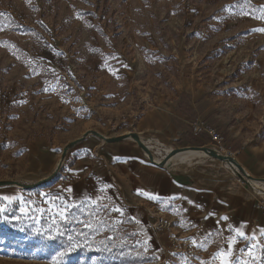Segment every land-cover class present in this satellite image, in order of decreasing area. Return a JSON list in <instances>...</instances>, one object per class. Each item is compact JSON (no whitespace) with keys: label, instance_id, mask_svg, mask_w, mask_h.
I'll use <instances>...</instances> for the list:
<instances>
[{"label":"rangeland","instance_id":"rangeland-1","mask_svg":"<svg viewBox=\"0 0 264 264\" xmlns=\"http://www.w3.org/2000/svg\"><path fill=\"white\" fill-rule=\"evenodd\" d=\"M260 29L264 0H0V181L34 185L55 173L34 189L0 187L14 198L0 199V264H264V217L254 210L264 184L233 165L207 157L159 168L124 142L146 167L233 193L235 216L201 227L169 203L132 219L140 202L116 179L73 192L77 158L102 147L111 167L116 145L88 132L210 148L207 134L191 131L196 120L222 133L248 177L264 180ZM61 205L66 220L55 215ZM221 249L230 256L216 257Z\"/></svg>","mask_w":264,"mask_h":264},{"label":"crops","instance_id":"crops-1","mask_svg":"<svg viewBox=\"0 0 264 264\" xmlns=\"http://www.w3.org/2000/svg\"><path fill=\"white\" fill-rule=\"evenodd\" d=\"M156 116L158 114L153 111L146 114L142 119L149 121L155 119ZM160 119L167 126L173 124L166 116L160 117ZM140 139L147 147L157 146V141L144 140L141 136ZM126 140L131 141L132 139ZM126 140L112 142L116 147L109 149L112 158L110 160L112 162L111 167L107 165L108 159L102 157V147H98L96 158L91 160L87 156L77 158V173L73 179L75 195L79 194L78 191L85 192L92 189L91 183L96 177L100 181L116 179L121 186L120 188L127 190L130 198L136 200L135 202H140V204L129 205V207L131 206L129 216L136 221L147 219L150 206H152L151 209H155L160 205L157 202L162 203L163 206L169 203L182 207L189 220L201 223L200 227L203 222H213L214 224L224 221L223 217H227L229 220L235 216L233 193L220 191L217 185L207 187L205 183H198L194 178L187 175L173 178L163 174L159 171L161 169H157V167H153L156 169L146 167L140 163L137 154L126 149L124 143ZM80 144H84V142L81 141L77 145ZM95 152L96 149L92 151V154ZM104 152L108 154L107 148ZM256 188L255 186L252 187L255 191ZM159 214L166 215L164 212H159Z\"/></svg>","mask_w":264,"mask_h":264},{"label":"water","instance_id":"water-1","mask_svg":"<svg viewBox=\"0 0 264 264\" xmlns=\"http://www.w3.org/2000/svg\"><path fill=\"white\" fill-rule=\"evenodd\" d=\"M93 134L94 136H96L97 138L103 140L104 142H107V143H112V142H120V141H123L125 140L126 138H129V137H133L136 142L140 145H142L143 143L138 139L137 135L134 134V133H129L127 135H124V136H121V137H115V138H106L104 137L103 135L99 134V133H96V132H88L86 134V136L88 135H91ZM83 140V138L81 139H78V140H75L73 141L70 146H75L77 145L78 143H80L81 141ZM148 149V148H147ZM191 150H200V151H203L209 158H213V159H217V160H221V161H228L230 160L229 157L225 156V155H222L220 154L219 152L217 151H214L213 149H209L208 147H197V146H190V147H178V148H173L170 153L167 155L166 158H164L163 160H161L159 163L155 162L153 157H152V154H151V151L148 149L147 152H146V159L147 161L154 165V166H157L159 168H164L165 165H166V162L167 160L176 155V154H179V153H184V152H188V151H191ZM68 153V148L64 149L63 151V154H62V157H65ZM239 171L242 172L246 177L247 175L245 174L244 170L239 168ZM55 173L53 175H51L50 177L44 179V180H41L39 181L38 183L34 184V185H22L21 183L17 182V181H0V187H8V186H15V187H23L25 189H34V188H37V187H40L42 186L43 184H45L46 182H49L52 180V178L54 177ZM248 178V177H247ZM264 181V180H263Z\"/></svg>","mask_w":264,"mask_h":264},{"label":"built area","instance_id":"built-area-1","mask_svg":"<svg viewBox=\"0 0 264 264\" xmlns=\"http://www.w3.org/2000/svg\"><path fill=\"white\" fill-rule=\"evenodd\" d=\"M191 131L195 136H200L202 134H207L210 138L212 145L210 149L219 152L222 155L233 156V153L230 152L226 146L225 137L222 133L216 129L214 126L209 125L205 121L196 120L191 124ZM156 145L160 148L161 152H157L155 150H151L152 157H158L161 160L167 157L173 147H169L165 143H161L159 141L156 142ZM254 210L259 213L262 217H264V198L259 199L255 205Z\"/></svg>","mask_w":264,"mask_h":264},{"label":"bare ground","instance_id":"bare-ground-1","mask_svg":"<svg viewBox=\"0 0 264 264\" xmlns=\"http://www.w3.org/2000/svg\"><path fill=\"white\" fill-rule=\"evenodd\" d=\"M137 135V134H136ZM137 137H138V139L142 142V140L140 139V136L139 135H137ZM126 139H133L135 142H136V140L133 138V137H129V138H126ZM125 139V140H126ZM137 143V142H136ZM143 143V142H142ZM137 145H138V147L142 150V151H144L145 153L147 152V146L146 145H144V143L142 144V145H140V144H138L137 143ZM210 149V148H209ZM212 150V149H211ZM226 156V155H225ZM173 157V161H170L169 163H166V165H165V167H168L171 163H173V162H175V161H182V160H184V159H188V158H203V159H207V155L203 152V151H200V150H191V151H188V152H184V153H179V154H176V155H174V156H172ZM227 157H229L230 158V160H228V161H221V160H217V159H214L215 161H218L219 163H222V164H230V165H233L234 167H237V169H238V171H239V168H241V169H243L242 167H241V165L237 162V160H236V158H233L232 156H227ZM153 159H154V161L155 162H157V163H159L160 162V160L158 161V160H156L155 159V157H153ZM168 161V160H167ZM164 167V168H165ZM244 170V169H243ZM244 172H245V174L247 175V173H246V171L244 170ZM247 177H248V175H247ZM252 180V181H254V182H259V183H262V184H264V181H263V179H258V178H251V177H248L246 180ZM249 184V183H248ZM250 185V184H249ZM251 186V185H250Z\"/></svg>","mask_w":264,"mask_h":264},{"label":"snow or ice","instance_id":"snow-or-ice-1","mask_svg":"<svg viewBox=\"0 0 264 264\" xmlns=\"http://www.w3.org/2000/svg\"><path fill=\"white\" fill-rule=\"evenodd\" d=\"M260 31H264V29H260ZM0 199L8 201L9 203H12L14 198L5 196V197H0ZM53 199H56V198H53ZM66 209H67L66 205H61L59 207H56L55 215L59 216L61 220H66L67 219ZM116 210L119 211V209H116ZM5 211H6V208L0 205V213H3ZM21 212L24 214H27L26 210L23 208L21 209ZM16 219H18V217H16ZM222 219L227 220V217H223ZM54 222H55V219H54ZM245 236H246V233H244L243 231L237 232L238 238H244ZM200 246L203 247V245H200ZM230 254L231 253L229 249H221L220 252L216 254V257H228L230 256ZM221 264H231V261L229 259H221Z\"/></svg>","mask_w":264,"mask_h":264}]
</instances>
